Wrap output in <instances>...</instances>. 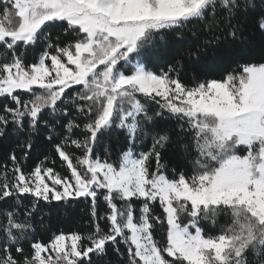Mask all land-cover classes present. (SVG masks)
<instances>
[{
	"label": "snow or ice",
	"instance_id": "1",
	"mask_svg": "<svg viewBox=\"0 0 264 264\" xmlns=\"http://www.w3.org/2000/svg\"><path fill=\"white\" fill-rule=\"evenodd\" d=\"M169 34L202 39L159 53ZM0 49V264H264V0H0ZM212 49L219 76L183 82ZM80 199L85 232L37 235Z\"/></svg>",
	"mask_w": 264,
	"mask_h": 264
},
{
	"label": "trees",
	"instance_id": "2",
	"mask_svg": "<svg viewBox=\"0 0 264 264\" xmlns=\"http://www.w3.org/2000/svg\"><path fill=\"white\" fill-rule=\"evenodd\" d=\"M59 26L54 27L51 29V31L55 34L57 31H59ZM202 39V37H193L192 35H186L184 39L182 40H175L174 37L169 34L166 36L164 41H157V51L159 53L167 52L169 54H175L179 52H184L188 48L192 47L194 48ZM233 47L239 51L240 45L234 44ZM40 47L37 46L34 50H30L27 53V61L31 63L33 61V58L39 55ZM2 51V49H0ZM215 49L209 50L207 56L202 57L200 61H192L190 64L186 62V69L181 74V79L186 84H191L193 79V74L198 76L199 78L203 79L205 77L212 78L213 76H219L220 71L223 67V64L219 61L214 59L213 53L215 52ZM155 52H149L147 55L148 64L149 67H152L153 63H155ZM250 54L255 55L259 57L260 54V38L259 36L256 37V47L254 50H250ZM158 126L161 128H167L170 127V123L166 120L161 118L158 121ZM119 136V141L117 140V137ZM175 139V137H174ZM103 143L101 146L97 149V152L101 155L103 154V148L105 144H110L112 151H113V159H115L119 152L121 151V144L123 143V136L120 133L113 132L111 134H106L105 137L102 138ZM16 143V137L9 134L8 136L4 137L3 139H0V162H2L4 158V154H6L11 147ZM48 152V145H46L43 142V137L38 136L36 138V143L33 147L30 159L27 162V166L31 168L34 166L35 163L38 162V160L42 159L45 154ZM183 153L182 151L176 147L172 148L170 147L168 152L165 155V159L169 160L170 168L169 171H171V167L177 166L179 164L180 167H183L184 164H181L180 161L182 160ZM188 163V162H184ZM57 170H62L61 165L59 162L56 165ZM188 170L189 174H191V164L188 163ZM103 210V209H101ZM44 212L46 213L44 215V224L45 229L40 228L39 224V217H37V235L42 236L44 241L47 242L49 237L53 233H59L60 231H63L65 233H70L73 231H80L85 232L87 230V225L85 224V221L89 219V205L83 200L80 199L79 201L69 203L67 205L60 204L56 205L55 203L51 206H45ZM225 219L223 217L220 218V224H224ZM206 228L212 229L211 225H205ZM215 231H218L217 229L212 231V234H215ZM162 235V230L158 227L157 228V238L159 239ZM109 256L112 258L113 261L117 260V257L112 253L111 248H109Z\"/></svg>",
	"mask_w": 264,
	"mask_h": 264
}]
</instances>
